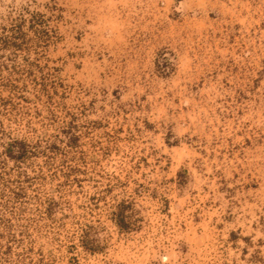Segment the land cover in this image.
<instances>
[{
  "label": "rangeland",
  "instance_id": "1",
  "mask_svg": "<svg viewBox=\"0 0 264 264\" xmlns=\"http://www.w3.org/2000/svg\"><path fill=\"white\" fill-rule=\"evenodd\" d=\"M169 257L264 264V0H0V264Z\"/></svg>",
  "mask_w": 264,
  "mask_h": 264
},
{
  "label": "trees",
  "instance_id": "2",
  "mask_svg": "<svg viewBox=\"0 0 264 264\" xmlns=\"http://www.w3.org/2000/svg\"><path fill=\"white\" fill-rule=\"evenodd\" d=\"M11 151H12V149H11L10 146L6 147V153H7V155H8L9 157H12V156H11ZM116 222H117V221H116Z\"/></svg>",
  "mask_w": 264,
  "mask_h": 264
},
{
  "label": "crops",
  "instance_id": "3",
  "mask_svg": "<svg viewBox=\"0 0 264 264\" xmlns=\"http://www.w3.org/2000/svg\"><path fill=\"white\" fill-rule=\"evenodd\" d=\"M168 264H171V259H170V257H169V260H168V262H167Z\"/></svg>",
  "mask_w": 264,
  "mask_h": 264
}]
</instances>
